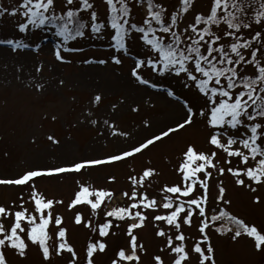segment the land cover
Here are the masks:
<instances>
[{
  "label": "snow or ice",
  "instance_id": "1",
  "mask_svg": "<svg viewBox=\"0 0 264 264\" xmlns=\"http://www.w3.org/2000/svg\"><path fill=\"white\" fill-rule=\"evenodd\" d=\"M94 4L95 0H62L58 7L57 0H19L17 6L8 9L0 6V13L19 14L21 20L15 28L21 33L29 29L53 30L56 39L51 50L59 61L69 60L64 52L72 50L69 42L74 38L91 34L103 39L105 28L114 30L109 36L112 43L106 47L133 55L126 41L135 36L144 50L134 54L131 77L152 88H164L168 97L181 104L183 112L177 120L112 154L81 158L58 166L30 168L15 177L0 178V183H32L28 196L31 211L24 199L19 200V206H15V201L11 207L0 204V264H10L6 248L14 249L20 256L26 255L28 242L37 246L45 261L67 251L70 258L66 264H77L78 258L82 264H95V254L107 248L106 237L113 232L114 219L115 226L125 224L122 231L126 239L114 250L108 264H140V254L146 249L135 230L149 219V210L154 212L150 218L155 225V235L163 238L159 248L168 254V264H186L193 255L197 256V264H216L207 231L209 227L219 233H229L232 239L246 234L257 250L264 248V232L226 207L230 201L224 199L227 190L222 182L215 184L212 199L218 210L209 211L210 178L214 173L227 172L236 185L253 191L257 185L264 184V0H207L201 9L196 8L195 0H104L103 17ZM141 7L143 16L137 21L134 9ZM253 23L256 28L252 27ZM0 45L9 46L12 51L26 48L36 51L41 47L39 41L26 43L22 38L12 37L0 39ZM94 59L89 56L84 62ZM110 59L122 63L119 51ZM104 62L103 58L99 60V63ZM41 69L42 64L37 63L35 71ZM153 74L160 80H178L183 89L195 92L203 103L193 105L174 86L154 83ZM34 87L42 90L43 84L34 82ZM100 100L101 94L97 92L91 102ZM132 107L137 110L136 105ZM197 118L208 130L205 141L208 147L197 148L192 142L185 143L174 165L177 181L165 183L159 189L160 198L139 190L157 173L155 167L146 166L127 177L130 192L122 193L127 202L106 208L99 223L83 219L78 211L75 213L76 223L82 222L93 233H98L87 240L83 255L78 254L67 239L62 215L52 212V207L60 201L42 195L35 187L34 178L41 174L80 171L128 158L182 130ZM90 122L97 124L95 118ZM143 123L151 126L148 119ZM105 124L109 134L129 135L121 132L112 120H106ZM32 138L35 140V136ZM47 138L52 143L59 142L51 132ZM222 161L228 167L222 166ZM107 179L111 181L115 177ZM20 195L23 197L24 193ZM111 195L109 188L79 183L68 208L85 202L91 208V215L96 216L104 199H111ZM252 199L259 201L261 197L254 195ZM194 217L198 235L189 244L183 228L191 227ZM50 224L56 226V241L51 246ZM152 260L153 264H165L159 253L154 254Z\"/></svg>",
  "mask_w": 264,
  "mask_h": 264
},
{
  "label": "rangeland",
  "instance_id": "2",
  "mask_svg": "<svg viewBox=\"0 0 264 264\" xmlns=\"http://www.w3.org/2000/svg\"><path fill=\"white\" fill-rule=\"evenodd\" d=\"M61 2L62 0H57L58 7ZM206 3L207 0H195L198 9L203 8ZM18 4L19 0H0V6L5 9ZM94 6L103 17L104 0H95ZM134 13L135 19L141 20L142 7L135 8ZM191 14L189 12L188 16ZM85 16L86 14L82 15V18ZM20 20L19 14L14 15L7 11L0 13V39L22 38L26 43L39 41L41 47L36 51L27 48L12 51L9 46L0 45V178L15 177L30 168L58 166L81 158L94 159L112 154L141 137L154 133L157 128L170 124L182 114L181 104L168 97L164 88H152L131 77L130 67L134 54L144 50L142 42L135 36L126 41L129 53L133 55L106 47L105 45L112 43L109 36L114 30L105 28L103 39L91 34L74 38L69 42L72 50L64 52L69 60L59 61L51 50L56 39L53 30L29 29L21 33L15 28V24ZM253 28H256V25ZM116 51H119L122 63L117 64L110 59ZM89 56L95 59L85 63ZM101 58L104 63H99ZM37 63L42 64L40 72L35 71ZM144 74L149 75L147 72ZM151 78L154 83L174 86L175 90L193 105L203 103L195 92L183 89L178 80H160L155 74ZM34 82L42 83V90L35 89ZM97 92L101 94V100L93 104L92 97ZM133 105L137 106V110H133ZM93 118L97 120L95 125L90 122ZM145 119L151 121L150 127L144 125ZM106 120L114 121L121 132H128L129 135L125 137L109 134ZM207 131L203 122L197 118L182 130L154 142L138 154L80 171L41 174L34 178V184L45 197L60 201L52 207V212L62 215V226L66 228L67 239L82 256L87 240L98 233H93L82 222L76 223L75 213L78 211L83 219L99 223L106 208L127 202V198L122 195L125 191L130 192L131 185L127 177L134 172L139 173L146 166L155 167L157 173L139 190L160 198L162 194L159 189L165 183L177 181L174 165L185 143L192 142L197 148H207ZM49 132L57 137L58 143H52L47 138ZM221 165L228 167L223 161ZM108 176L115 179L109 181ZM210 181V212L218 210L212 199L216 191L215 184L222 182L227 190L224 199L230 201L226 207L264 232V184L257 185L253 191L236 185L227 172L223 175L214 173ZM79 183L112 190L111 199H104L96 216L91 215V208L85 202L68 208ZM31 187L30 182H25L24 185L0 183V204L11 207L15 201V206H19V200L24 199L25 206L31 211L32 205L28 200ZM21 192L24 193L23 197ZM254 195H259L261 199L254 201ZM151 215H154V212L149 210V219L135 230L146 249L140 254V264H153L152 256L156 253L161 254L165 264H168V254L159 248L163 238L155 235ZM4 219L7 224V218ZM193 221L191 227L183 228L186 242L189 244L198 235L195 217ZM124 227V223L115 226L114 219L113 232L106 237L107 248L104 252L98 251L95 254V264H108L114 250L125 243L126 237L122 231ZM49 231L51 246L56 241V226L50 224ZM172 231L174 234L175 230ZM207 231L214 248L216 264H264V248L257 250L252 239L246 234L232 239L229 233H219L211 227ZM5 253L10 264H66L70 258V253L64 251L63 255H53L45 261L37 246L31 242H28L24 256L18 255L11 248H6ZM77 264H82V260L78 258ZM186 264H197V256L193 255Z\"/></svg>",
  "mask_w": 264,
  "mask_h": 264
},
{
  "label": "trees",
  "instance_id": "3",
  "mask_svg": "<svg viewBox=\"0 0 264 264\" xmlns=\"http://www.w3.org/2000/svg\"><path fill=\"white\" fill-rule=\"evenodd\" d=\"M254 26H255V24L253 23L252 27H254Z\"/></svg>",
  "mask_w": 264,
  "mask_h": 264
}]
</instances>
